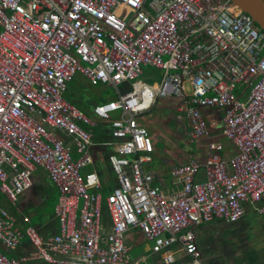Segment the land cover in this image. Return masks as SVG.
<instances>
[{"label": "built area", "instance_id": "obj_1", "mask_svg": "<svg viewBox=\"0 0 264 264\" xmlns=\"http://www.w3.org/2000/svg\"><path fill=\"white\" fill-rule=\"evenodd\" d=\"M143 66L162 71L152 83ZM76 74L117 98L91 114L63 98ZM129 82V91L120 87ZM176 98L204 162L171 168L166 194L143 164L154 149L138 117ZM219 111L209 120L208 111ZM112 113H117L112 117ZM107 122L115 185L106 194L92 163L91 127ZM61 132L69 139L57 135ZM42 169L58 191L57 232L0 203V264H142L125 235L138 230L164 264H205L195 227L233 223L248 204L264 215V31L230 0H0V196L10 205ZM200 176V177H198ZM110 227L105 233L103 214ZM17 251L8 257L7 252ZM243 264V263H242Z\"/></svg>", "mask_w": 264, "mask_h": 264}, {"label": "crops", "instance_id": "obj_2", "mask_svg": "<svg viewBox=\"0 0 264 264\" xmlns=\"http://www.w3.org/2000/svg\"><path fill=\"white\" fill-rule=\"evenodd\" d=\"M75 76H74V78H75ZM74 78L70 82H72L73 80L74 81L77 80L78 83H81V80L84 79V77L82 75L80 77L75 78V79ZM67 86H68V84H67ZM159 99L160 98L157 99L156 104L152 108H154L157 105V102ZM163 99H164V101H166L165 109L168 110L169 119H170L169 123H171L172 127L168 130L169 133L165 132L167 135H163L161 133H158L157 135L153 136L152 141H155V142H153L154 149H153V152L151 154V160L147 163H144L143 168L146 171L154 173V175H155L154 183L160 185L162 187V190L166 194H172V193H175L181 189V184L179 182H177L170 174L171 168L174 165L179 164V163H183V162H187L190 159H196L200 162H204L206 154H207V143L213 139L214 140H220L224 143L225 151L223 152V157H225V158L234 152V148L229 143V141L225 140L223 138V136L219 134L218 130L215 131V129H213L212 135L209 138H203V139H200L198 141H195L194 149H192V151H189L188 154H186V152L180 148L177 149V143L176 142L178 140L182 139L183 137H186V131L188 129V122H187L186 118L184 117V115L180 111H178L179 102L176 98L170 97V98H163ZM163 103H165V102H163ZM95 104H96V102L93 104V106ZM150 110H148V111H150ZM84 112L93 117V115L91 114L89 109L84 110ZM208 112L209 113L207 114V118L210 121L211 120L216 121L217 119H219V114H218V112H216V110H211ZM96 121H97V124L90 128L91 129V141H92V145L90 146V153L92 156V163L87 165L85 168H83V170H86L85 173L95 172L97 174L99 181L101 183V192L103 195H106L112 189V187L115 185V175H114V173L110 167V163L108 161V155L112 150V142H114L115 140L111 136L109 124L107 122H103V121H98V120H96ZM162 128H164V126ZM57 135L64 138L65 140L69 139L64 134H61V132H57ZM157 136H161L165 140L166 143L170 144L169 149H168V154L161 155L160 154L161 152H159V150H157V145H156L157 141L155 139ZM186 140H187V138H186ZM187 142H188V144L190 143L188 140H187ZM185 154H186V156H184ZM157 156H158L159 161L154 163V159ZM173 157L177 158L178 160L174 161ZM40 170H41L40 171L41 174L37 175L38 176L37 180L41 181L42 179H46V182L50 181L48 179L46 173L42 169H40ZM35 173L37 174L38 172L35 171L34 174ZM198 177H200V176H198ZM33 185H35V184L33 183ZM28 191L26 192L27 194L20 197V199H19L20 206L22 204H25V205L31 204L32 202L42 204L43 198L45 197L43 191L38 192L40 194L38 197H36L38 193L33 195L32 193L29 194ZM23 208H24V206H21L19 208L22 211V214L29 216L27 213L23 212ZM54 210H55V207H54ZM249 210H252L257 215L254 214L253 217H250V216L246 217ZM54 216H55V214H54ZM29 218H30V216H29ZM255 218H257V219H255ZM260 219H261V216H259V214L254 209H252L251 206L246 204L244 216L236 222L224 223L219 219L213 220V221H218V223L220 222L224 225H228L229 228L219 227L217 229L216 227H213L210 230H208L209 227L205 228L204 230H202V228H200L199 233H198V229H197V232L195 231V233H196V237H197L199 247H200L201 252H202L203 262L205 264H232V262L234 260L230 261L231 258L227 257L228 252L218 251L217 243L214 244L215 243L214 241H218V240H214V239L217 238L218 236L221 237V239L224 241V243L220 245L222 248L227 247V245H231V243L235 247L236 244L240 242V240L243 241L242 243L248 242L247 238L250 235L252 237H256V238L259 236L257 233L260 232V228H252V230H251L250 226L252 224H254L253 227H255L256 226L255 221L260 220ZM103 224H104L105 230L109 231L110 223H109L108 216L105 212L103 214ZM202 225L203 224L199 225V227ZM36 226L39 228L40 232L43 235H50L52 233L57 232L58 220L56 221L53 218V216L44 217L43 222L39 225H36ZM222 228H224V229H222ZM254 232H256V233H254ZM247 234H249V236ZM259 238L260 237H258V239ZM136 241L138 243L142 242V244L144 242H149L143 238L142 234L138 230H131V231L127 232L125 235V243L127 244V246H129V254H130V251L135 247L134 243ZM262 243H264V241ZM262 246H264V245L259 244V247H262ZM254 248H258V247H256L255 244L251 245V246H248L247 243L243 244L242 252L240 254H238L239 259L236 262H234L233 264H242V263L243 264H264V253L259 254V255H256V254L251 255L250 254V251L254 250ZM139 249H141V250L140 251L138 250L139 255L137 257H132L130 255L133 259H140L142 257H145L146 259L144 261L145 262L144 264H146V261L148 259H151V262H153L152 260L154 258H158L157 264H160V261H159L160 255L159 254H153L150 251V247L147 249H143V247L141 248V246H139ZM236 253H234V254H236ZM242 253L245 254V257H243ZM253 255H256V256H253ZM227 260H229V261H227ZM148 264H150V263H148Z\"/></svg>", "mask_w": 264, "mask_h": 264}, {"label": "rangeland", "instance_id": "obj_3", "mask_svg": "<svg viewBox=\"0 0 264 264\" xmlns=\"http://www.w3.org/2000/svg\"><path fill=\"white\" fill-rule=\"evenodd\" d=\"M142 69H143V73L141 74L140 79L145 81V82H148V83H152V82L158 80L162 74L161 70L154 68V67H151V66H143ZM80 76L81 75L76 74L75 78L80 77ZM117 96H118L117 91L113 86H109V85L91 86L85 78L81 80V83H78L77 80L76 81L73 80L72 82L68 83L67 89L63 93V98L67 102H69L71 105H74L75 107L81 109L83 112H84V110H87V109H89V111L91 112L93 104L95 102L101 103L103 101L116 99ZM163 102H165V103H163ZM165 104H166V101H164L163 98H160L157 102V105L154 108H152L150 111H147L138 117V122L148 129L152 139H153V136L157 135L158 133H161L163 135H167L165 132L169 133L168 130L172 127L171 123H169L170 122L169 114H168V110L165 109V107H166ZM218 113H219V111H218ZM116 115H117V113H112V117H115ZM163 126H164V128H162ZM155 139L157 141L156 142L157 150H159V152H161L160 154L161 155L168 154V149H169L170 144L166 143L165 140L161 136H157ZM153 142H155V141H153ZM176 143H177V149L180 148V149L184 150L186 152V154H188L189 151H192V149H194V146H195V144H194L195 142H190L188 144L186 137H183L182 139L178 140ZM186 154L184 156H186ZM177 160H178L177 158H174V161H177ZM157 161H159L158 156L155 157L154 163H156ZM36 171L38 173L33 174V182L35 185H33V187L31 188L32 189L31 192L33 195H35L39 191H43L45 197L43 198L42 204L33 203V202L31 204H27V205L22 204L21 206H24L23 212L27 213L30 216V219L34 225L41 224L43 222L44 217L53 216V218L57 221V217L54 216V214H55L54 207L57 203L58 191L50 181L46 182V179H42L41 181L37 180V178H38L37 175L41 174V172H40L41 170H40V168H37ZM82 171H81V173L84 174L86 170H82ZM25 194H27V193H25ZM25 194H23V195H25ZM23 195H21L20 197H22ZM39 195L40 194L38 193L36 197H38ZM20 197L18 198L16 205H10L9 203L7 204V202L4 200V198L2 196H0V203L4 206L8 207V209H10L11 211L15 212L18 216H21L22 211L19 209L21 207L19 204ZM254 214H256V213L253 212L252 210H249L246 217H248V216L253 217ZM259 216H261V219L256 220L257 221V222L255 221L256 226L253 227L254 224H252L250 226V229L252 230V228H260V232L257 233L259 235L258 237H260V238L258 239V237L257 238L252 237L251 235L249 236V234H247L249 236L247 238L248 242H245L248 244V246L255 244V246L258 247V248H254V250L250 251L251 255L252 254L259 255V254L264 253V246L259 247V244L264 245V243H262L264 241V215H259ZM255 219H257V218H255ZM208 227H209L208 230L212 229L213 227H216L217 229L219 227L229 228L228 225H224L220 222L218 223V221H211V222L203 224L200 227L196 226L195 231L197 232V229H198V233H199L200 228H202V230H204L205 228H208ZM222 229H224V228H222ZM107 232L108 231H105V233H107ZM254 233H256V232H254ZM214 240H218V241H214L215 242L214 244L217 243L218 251L228 252L227 257L231 258L230 261L234 260L232 262V264L239 259L238 254H240L242 252V246H243V244H245V243H242L243 241L240 240V242L237 243L235 247L231 243V245H227V247L222 248L220 245L223 244L224 241L221 239V237L218 236ZM150 245H151L150 242H144L142 244V242L138 243L136 241L134 243L135 247L130 251V255L132 257H137L139 255L138 250L139 251L141 250V249H139V246H141V248L143 247V249H147L150 247ZM15 253H16L15 250H13L12 252H7L6 255L8 257H11V256H15ZM234 253H236L237 255ZM242 255H243V257H245L244 253H242ZM256 255H253V256H256ZM157 260H158V258H154L152 260L153 262H151V259H148L146 261V264H148V263L157 264ZM159 261H160V264H164L162 262L160 256H159ZM227 261H229V260H227ZM142 264H144V263L142 262Z\"/></svg>", "mask_w": 264, "mask_h": 264}, {"label": "water", "instance_id": "obj_4", "mask_svg": "<svg viewBox=\"0 0 264 264\" xmlns=\"http://www.w3.org/2000/svg\"><path fill=\"white\" fill-rule=\"evenodd\" d=\"M231 4L248 13L256 25L264 31V0H230ZM129 82L125 81L121 87V93L129 91Z\"/></svg>", "mask_w": 264, "mask_h": 264}, {"label": "flooded vegetation", "instance_id": "obj_5", "mask_svg": "<svg viewBox=\"0 0 264 264\" xmlns=\"http://www.w3.org/2000/svg\"><path fill=\"white\" fill-rule=\"evenodd\" d=\"M31 190H32V189L30 188V189H29V191H28V193H29V194H31V193H32V192H31Z\"/></svg>", "mask_w": 264, "mask_h": 264}, {"label": "trees", "instance_id": "obj_6", "mask_svg": "<svg viewBox=\"0 0 264 264\" xmlns=\"http://www.w3.org/2000/svg\"><path fill=\"white\" fill-rule=\"evenodd\" d=\"M80 110H81V109H80ZM15 252L17 253V251H15ZM16 253H15V254H16Z\"/></svg>", "mask_w": 264, "mask_h": 264}]
</instances>
